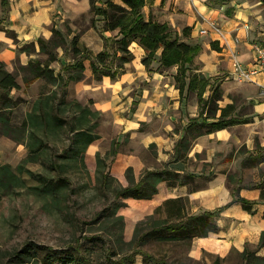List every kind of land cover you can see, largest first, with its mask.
Returning <instances> with one entry per match:
<instances>
[{
    "label": "rangeland",
    "instance_id": "rangeland-1",
    "mask_svg": "<svg viewBox=\"0 0 264 264\" xmlns=\"http://www.w3.org/2000/svg\"><path fill=\"white\" fill-rule=\"evenodd\" d=\"M87 1L89 3V0ZM105 1L95 0L94 4L104 6ZM230 1L204 2L209 7L220 8L221 11L225 6V13L228 14L233 9ZM234 1L238 4L244 0ZM93 17L89 3L71 19L67 18L57 23L58 26L51 29L52 33L48 38H41L40 42L38 41L39 48L34 59L47 63L55 73L60 70L63 80L54 83L41 77L36 86H25L22 77L27 74L26 71L21 69V65H14L12 72L19 82V88L10 90L9 95L15 104L7 111L9 123L15 130L11 136L0 133V264H31L26 259L15 262L9 260L8 251L20 248L26 242L50 246L60 251L58 256L67 255L76 247L79 254L90 253L95 264H108L106 259L109 258L105 256L108 247L118 251L121 239L128 241L135 234L136 239L141 237L152 224L164 217L162 210L155 213L153 209L147 214L145 213L147 206L139 204L144 202L137 200L132 202L126 198L133 197L115 195L117 190L131 185L132 180L135 181L136 176H140L144 170L135 174L132 167L124 168V161L131 150L128 135L123 134L118 138L121 135L118 134L120 127L115 122L118 110L103 108L110 96L109 92L101 87L103 75L97 77L87 67L86 49L93 51L90 45L94 49L95 41L99 43L100 39L102 45L104 44V37H101L100 31L102 22L96 19L92 24ZM109 32L110 34L104 36L109 37L107 46L111 51L115 43L112 40L113 32ZM82 35L85 41L92 40V43L88 42L90 45H85L80 39ZM73 38L80 49L77 54L73 52ZM25 47L31 49V43ZM128 48L136 54L134 46L130 45ZM133 57L124 63L122 69L118 68V73L114 77H109L110 81L121 78L126 68L135 70L137 65L140 67L139 60H133ZM77 60L83 62V68L68 66ZM110 62L109 67L115 68L116 60ZM155 64L152 62L150 69L146 70L152 71ZM156 68L158 70L159 67ZM219 78L213 75L209 81L212 86L218 85L222 98L224 96L230 98L237 110L236 95L245 93L244 84L229 81L220 86L222 81ZM41 92L51 97L50 104L56 109H49L50 113L45 115L44 119L46 113L44 111L47 108L42 107V111L36 110L39 118L34 116L33 121L41 122L36 123L33 130L42 138V147L29 156V150L24 145L29 137L24 130H18V127L27 112L31 111L34 99ZM183 92L188 94L185 88ZM208 94L210 89L204 93ZM191 95L194 96V92ZM137 107L138 101L132 99L128 105L129 111L134 112ZM172 127L170 131L178 128ZM82 130L90 131L97 136L92 144L84 146L83 154L77 150L82 148L84 138L76 136ZM193 133L194 130L188 132L185 142L179 143L175 150L173 148L162 164L170 171L174 168L184 170L185 173L174 176L175 185L179 181H193L192 176L186 174L189 163L187 159H182L179 153L181 150L186 152L189 142L194 138ZM168 136L170 141L174 137L171 133H168ZM117 138L120 142L115 146ZM178 141L180 140L176 143ZM133 146L135 152L147 162L154 160L155 144L149 145L146 152L140 148L138 142ZM243 150V146L238 148L239 152ZM90 155L98 156L99 160L95 162V158H90ZM4 165L7 166L6 169L3 168ZM166 183L169 181L166 180ZM200 184L203 182L196 185ZM187 213H193L190 207L187 208ZM117 214L123 216V226L115 219ZM125 217L129 219L128 227ZM139 221L145 222L135 233V226ZM99 235L101 238L97 237ZM193 238H178L175 233L156 231L145 237L138 247L155 256L165 257L173 264H211L204 257L193 260L187 255ZM117 255L111 256V259ZM232 262H236V259ZM232 262L229 261L228 264H233ZM132 264L145 263L142 262L141 255L136 254Z\"/></svg>",
    "mask_w": 264,
    "mask_h": 264
},
{
    "label": "crops",
    "instance_id": "crops-1",
    "mask_svg": "<svg viewBox=\"0 0 264 264\" xmlns=\"http://www.w3.org/2000/svg\"><path fill=\"white\" fill-rule=\"evenodd\" d=\"M111 1L120 3V0ZM204 1L144 0L141 12L145 20L151 18L153 21L168 23L177 31L181 40L190 43L197 41L200 50L188 65L192 72L202 73L207 78L219 76L222 81L220 86L229 81L244 84L245 93L236 95L237 110L230 98H222L221 95L217 99L219 108L215 117H209L206 121L216 120L221 108L226 105H231L227 118L235 116L244 120L195 136L189 142L186 152H179L181 158L187 159L189 163L186 174L192 176L193 181L169 185L166 180H161L150 198L126 199L144 202L139 204L147 206V214L165 199L178 196H187L193 213L212 210L229 202L215 218L216 228L205 236L192 239L187 255L193 260L204 257L211 264L215 261L216 264H228L234 259L236 262H232L233 264H243L242 252L245 248L254 251L255 255L264 254V246H258L260 233L264 230V93L255 83L237 81L228 75L229 58L226 47L215 35H201L198 30L204 24V19L216 18L225 31L229 44L234 45V35L239 37L236 44L237 55L248 65L253 59L250 42L264 38V4L262 5L261 0H244L238 4L231 0L229 4L233 9L227 14L225 6L221 11L220 8L207 6ZM5 2L3 7L0 0V60L9 71H13L15 64L26 65L29 60L36 58L38 39L48 38L52 33L51 29L58 26L57 23L71 19L89 4L87 0H82V3L81 0ZM244 21L249 23L248 30L242 26ZM184 27H188L187 37L181 34ZM109 31L116 34V29L104 30L101 37H106L104 35L110 34ZM80 39L85 45L92 43V40L85 41L83 35ZM30 43L32 48L24 49ZM130 45L135 47L133 60L138 59L140 67L137 65L135 70L126 68L121 78L113 81H110L109 76H103L101 87L110 95L103 108L118 110L115 116V122L120 127L118 134H121L118 138L123 134H127L129 138L131 150L124 161V168L130 166L136 174L141 170L163 168L162 164L173 148L175 150L179 143L185 142L186 139L176 143L183 136L186 138L184 128L198 115L199 109L194 91L187 95L184 92L179 94L174 80L176 65L159 67L158 62H155L153 70L147 71L141 63L143 48L134 41ZM90 46L93 51L98 52L103 45L100 39L99 43L95 41L94 49ZM156 67H159L158 70ZM260 76L258 75V80ZM39 79L28 85L36 86ZM208 90L207 86L205 92ZM193 92L194 96L191 95ZM208 95L203 94L204 97ZM132 99L138 101L134 112H130L128 108ZM203 116L204 114L195 121L199 122ZM172 126H177V130L170 131ZM168 133L174 136L171 141ZM118 138L117 142H120ZM137 142L145 152L149 145L155 144L156 155L152 162H147L135 152L133 145ZM240 146L244 147L242 152L238 151ZM250 153L262 155L263 159L245 162L244 159ZM173 172L175 175L185 173L182 168H174ZM138 177L136 176L135 181ZM198 182L203 184L196 185ZM233 191L234 196L250 201V207L245 208L241 202L231 201ZM125 222L128 227L127 217Z\"/></svg>",
    "mask_w": 264,
    "mask_h": 264
},
{
    "label": "trees",
    "instance_id": "trees-1",
    "mask_svg": "<svg viewBox=\"0 0 264 264\" xmlns=\"http://www.w3.org/2000/svg\"><path fill=\"white\" fill-rule=\"evenodd\" d=\"M95 0H89L92 7L94 17L92 18V24L94 21L100 20L102 22L100 31L115 30L116 34L113 39L115 45L112 50H109L107 46V40L109 37H104V44L102 50L94 53L89 49H86L88 62L87 67L90 72L97 76H109L114 77L118 73V68H123L124 63L130 61L133 57L132 52L128 48L131 42H136L144 50V54L141 57V63L145 68L149 69L152 62H158L160 66L176 65V74L174 75L175 85L181 95L186 88L187 93L194 91L197 97L198 103V115L191 120L185 127V135L188 132L193 133V137L198 136L205 132H211L212 130L226 127L227 125L234 124L236 122H242L244 119L231 116L226 117L231 105H226L221 108L218 118L212 122H207L209 117H215V112L219 108L217 99L221 94L218 85L212 86L209 78L205 77L202 73L190 71L188 65L192 63L193 57L200 50L198 43H190L181 40L177 31L166 22H157L151 20V18L145 20L141 8L144 4V0H120V3L106 0L105 5H95ZM264 3V0H262ZM1 5H6L5 0H1ZM1 21V19H0ZM188 27H184L181 34L184 37L188 36ZM40 42V39H38ZM73 52L79 53L80 49L76 45V39L73 38ZM30 45V44H28ZM27 46V45H26ZM24 49L29 50L25 47ZM157 51L159 53L157 54ZM116 60L115 68L111 69L109 65L110 61ZM110 62V63H109ZM78 68H83V62L77 60L71 65ZM68 68V67H67ZM21 69L26 71V75H23L22 81L25 86L31 83L33 80L41 77H45L54 83L58 80H63V75L60 70L56 73L49 67L47 63L41 62L38 59L29 60L26 65H21ZM210 89V94L204 97L203 94L206 88ZM19 84L15 79V73L6 69L5 63L0 60V133L9 134L14 133L15 128L9 123L8 111L12 109L15 101H12L9 92L11 89H18ZM51 97L41 92L34 99L31 111L27 112L25 119L20 123L18 130L27 133L29 137L24 142L25 147L29 150V156L36 153L37 150L42 147V138L34 132L33 126L41 121L34 122V116H37L36 110H43L42 107H46V112L43 119L46 118L50 112L49 109H53L54 106L50 104ZM56 109V108H54ZM8 110V111H7ZM202 119L197 122L199 117ZM38 117V116H37ZM39 118V117H38ZM17 129V128H16ZM15 136V135H13ZM77 138L80 136L84 138V144L82 148L78 149V153H84V146L92 144L94 139L97 138L94 133L82 130L76 134ZM183 136L180 141H184ZM75 137H72V141ZM19 141V140H18ZM117 141L114 145L117 146ZM114 153V151H113ZM85 156V155H84ZM94 156V157H93ZM98 157V156H97ZM96 155H90V158L95 162L99 160ZM30 158V157H28ZM83 158V157H81ZM31 159V158H30ZM263 159L262 155H254L250 153L245 159V162L260 161ZM7 168V166H3ZM175 173L163 167L161 169L144 170L140 174L136 181L132 180V184L116 191V196L133 197L137 199L150 198L153 193L156 192V184L161 180H168L169 185L175 184ZM184 181H179L176 184H182ZM263 194L261 193L262 198ZM231 201L241 202L245 208H249L251 202L241 196H234ZM229 204H223L212 210H201L197 213H187V208L190 207L187 196H178L165 199L161 204L154 208V212L163 211L164 217L158 219L155 224L149 228L141 237L135 238L136 234L128 241L121 239L119 250L109 248L106 250L108 264H132L134 262V256L140 254L142 262L145 264H173L165 257L155 256L152 253L140 249L138 246L140 242L150 234L156 231H165L169 233L177 234L178 238L186 237L193 238L195 236H205L209 231L216 228L215 218L220 212ZM149 220L151 216L148 217ZM115 219L118 220L123 226V216L117 214ZM145 221H139L135 226V233L138 227ZM101 238V236H97ZM86 240V238H85ZM258 246H264V230L261 231ZM88 250V249H87ZM60 251L53 249L50 246L36 245L31 242H26L20 248H15L8 251L9 260L12 262L21 261L26 259L31 264H95L90 253L79 254L77 248L71 249L67 255L58 256ZM117 257L111 259V256ZM242 258L245 264H264V254L255 255L254 251L247 250L246 248L242 252ZM216 264V261L213 263Z\"/></svg>",
    "mask_w": 264,
    "mask_h": 264
},
{
    "label": "built area",
    "instance_id": "built-area-1",
    "mask_svg": "<svg viewBox=\"0 0 264 264\" xmlns=\"http://www.w3.org/2000/svg\"><path fill=\"white\" fill-rule=\"evenodd\" d=\"M242 26L248 30L249 23L244 21ZM201 35L213 34L222 41L226 47L229 58L228 75L237 81H248L255 83L259 90L264 93V38L250 42L253 59L250 64H244L237 55L236 44L239 40L237 35L232 37L234 45L227 41L226 33L216 18L204 19V24L198 30ZM258 75L260 80L257 79Z\"/></svg>",
    "mask_w": 264,
    "mask_h": 264
}]
</instances>
